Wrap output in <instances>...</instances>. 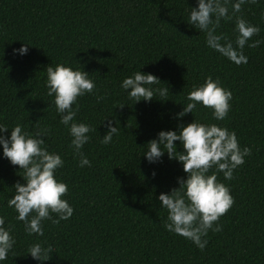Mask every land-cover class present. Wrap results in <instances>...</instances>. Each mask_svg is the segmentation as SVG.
I'll return each instance as SVG.
<instances>
[{
  "label": "trees",
  "instance_id": "obj_1",
  "mask_svg": "<svg viewBox=\"0 0 264 264\" xmlns=\"http://www.w3.org/2000/svg\"><path fill=\"white\" fill-rule=\"evenodd\" d=\"M195 6L196 0H0V123L47 129L45 146L64 161L57 175L73 208L57 223L50 213L42 236L27 234L6 203L14 183L24 182L21 170L0 155V216L15 239L0 264H264V0H245L216 29L234 41L237 16L259 27L243 49L247 63L239 65L208 48L204 32L188 23ZM255 40L262 43L248 47ZM21 44L27 53L14 55ZM57 62L81 68L95 82L93 93L77 97L74 117L92 128L81 149L90 167L78 166L47 95L46 66ZM137 70L156 75L169 92L133 102L120 82ZM206 76L232 93L226 117L216 121L200 104L176 117ZM192 119L234 131L240 147L251 149L231 180L217 173L233 203L216 222L221 230L202 237L208 241L203 250L164 228L167 212L157 196L178 187L177 177L186 176L182 163L166 151L154 163L143 155L159 130H177ZM107 120L119 131L104 145ZM36 241L50 246L47 260L26 253Z\"/></svg>",
  "mask_w": 264,
  "mask_h": 264
},
{
  "label": "clouds",
  "instance_id": "obj_2",
  "mask_svg": "<svg viewBox=\"0 0 264 264\" xmlns=\"http://www.w3.org/2000/svg\"><path fill=\"white\" fill-rule=\"evenodd\" d=\"M244 3L245 0H196V6L188 11V23L204 32L206 46L237 65L247 63L243 49L246 42L260 31L259 27L237 16L233 29L234 41L216 29L222 19L231 20L232 14L239 12ZM261 17L264 18V12ZM260 43L261 40L251 41L248 47H257ZM12 51L14 55H25L28 49L21 44ZM160 81L152 73L137 70L121 80L120 88L133 102L141 99L147 102L169 92L168 88L160 86ZM45 87L47 95L53 98L59 122L67 128L74 156L79 157L78 166L90 167L91 162L81 149L88 142V133L92 128L74 117L78 111L77 97L93 93L95 82L81 68L57 62L46 66ZM231 99L229 89L223 87L218 79L206 76L202 83L192 86L186 94L187 103L175 115L183 117L200 104L211 109L214 120L221 121L228 114ZM105 127L107 130L101 136L100 143L108 145L119 130L112 120H107ZM9 129L10 133L5 135ZM46 135L47 129L37 128L29 132L20 123L11 127L0 123V155L12 165L19 166L24 181L14 183L13 194L6 203L17 213L15 219L23 222L24 230L29 235H43L41 222L52 219L50 213L57 214L53 223L66 220L73 213L72 206L64 198L67 185L57 175V169L63 166L64 161L59 153L49 151L45 146ZM174 141L180 142L182 151H177ZM145 145L143 155L150 163L159 160L165 151L170 159L175 158L182 163L186 176L177 177L178 187L167 193H159L157 199L167 212L164 228L203 250L208 241L202 237L207 236L209 229L213 232L221 230V225L216 222L233 203L229 187L217 179V173L222 172L225 180H231L233 170L244 163L251 149L248 146L240 147L234 131L217 123L195 119L178 125L177 130H159L156 137ZM10 233L11 228L5 227V218L0 216V261L6 259L15 244ZM50 252V246L43 247L39 241L30 244L26 250L37 261L47 260Z\"/></svg>",
  "mask_w": 264,
  "mask_h": 264
}]
</instances>
